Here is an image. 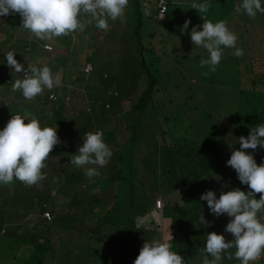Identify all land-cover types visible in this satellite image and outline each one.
<instances>
[{
  "label": "trees",
  "instance_id": "16d2710c",
  "mask_svg": "<svg viewBox=\"0 0 264 264\" xmlns=\"http://www.w3.org/2000/svg\"><path fill=\"white\" fill-rule=\"evenodd\" d=\"M160 1L158 0L159 4ZM165 1L168 7L167 13H169L172 2ZM239 2L240 0H236V2L227 0L224 4L216 2L213 4L215 14L212 15L213 11L209 12V16L215 17L217 22L226 21L229 29L236 33L238 40L235 48L224 49L226 51L223 52L222 60L216 69L218 77H215L213 72L207 76L203 75L206 77L204 81L208 82L205 85L203 84L204 92L214 100L222 101L225 99L228 109L233 110L235 117L233 116L229 121L225 120L223 126L225 125L226 128L221 126L225 131L222 128L221 132L213 130L204 135L193 133L192 124L190 125L191 129L185 127L184 123L180 124L178 131V128L173 124L177 118L174 115L173 118L165 116L164 122L169 130L167 133L173 138L174 145H165L162 146V149L157 145L152 152L153 164H158V169L162 171L159 176L157 175L158 172L154 173L159 178L158 180L155 179V190H161L167 196L180 191L181 198L188 202L187 209L180 210L179 217H174L176 219L173 218L171 202L166 205L165 211L167 213L166 219L171 224L175 234L173 251L178 252L188 262L187 264H197V262H194L197 255L199 257L198 263H204L200 254H206L204 246L209 233L223 234L226 241L234 239L231 233L225 232V227L231 218L227 214L219 217L215 216L210 212L206 201L204 205L202 204L203 201L200 197L208 190L215 191L217 197L221 192H225L223 189L228 183H231L230 179L233 175L234 177L237 176V173L226 165L225 157L227 155L231 157L232 153L224 154L235 150L234 147L240 146L238 143L239 137H247L252 128L264 124V14H258L255 19H250L244 13L236 12L235 9ZM141 7V0H129L125 14L122 17L115 21L109 19L108 23L110 24L111 21L113 28L107 31L97 29L95 21L92 20L90 15L85 14V17H81V20L86 23L83 32L75 31L66 36L55 37L53 38L57 40L55 43L51 40L46 41L45 39L35 38L29 30L22 27V19L18 13L0 17V28L3 29L0 30L2 34L0 42L3 43L4 39L8 41L6 33L8 30H13L15 32L13 44H16L11 48H17V45H21L25 57L28 58L30 55L33 60L37 57L36 62H40L47 55L53 61L57 59L62 66L72 65L74 68L78 65L75 68L79 71L78 77L72 83L75 88L69 94L71 100L68 102L66 98L63 104L51 105L54 108H59L58 124H56L59 127V135L60 133L63 134L65 141L73 140L71 131L75 130L78 134V145L81 146L83 136L86 133L101 130L104 132L105 142L113 152L110 162L99 168L100 175L91 179L85 175V169L71 165L70 162L66 163L65 167H60V171L58 170L55 176L58 175L63 179L62 182L59 180L56 183L58 185L65 184L63 187L64 193H61V195L64 194V197H57V189L54 186L55 192H53L52 196L54 198L52 201L65 200L64 203H66L68 199V207L63 210L60 209L61 211L55 210L58 205H52L53 208L51 209V201L40 205V201H38L40 200V194H38L40 190H36L34 185L31 192L18 191L13 198L10 192L15 187L10 191L7 187L4 189L0 185V210L2 209V212H0V232L6 225L9 229L10 224H14L15 219L25 221L26 215L34 214L38 216L40 214L43 216V214L45 215L48 211H51L53 215L51 220L44 218V216L43 218L39 217L41 221L48 225V240L52 235L51 229L53 228L59 226L63 228L73 226L75 228L74 225L84 223V229L79 225L77 227V229H81L80 234L96 237L99 244L104 249L108 248L109 252L112 253L110 257H122L123 264H134L143 244L146 241L151 242L149 239L160 233L158 230H160L161 225L155 222V216H153L156 211L148 208L153 205L152 203H144L146 205L141 210L143 216L137 218L136 150L134 144L139 138L136 135L135 122L138 123L140 117L132 113H146L148 109H153V107L156 109L158 107V104H155L157 98L160 102L159 105L161 104V108H163V98L170 88L171 90L175 89L176 96L171 99H175L176 102H182V100H179L183 99V95L177 93L182 84L179 80L176 83L172 81L174 78L173 73L162 80V62L156 61L157 58L154 57L156 51L151 48L152 39L155 36H151L152 38H149L150 40L147 43L148 36L142 32L145 16ZM260 19L262 22L258 25ZM104 33H106V36L103 41L102 34ZM248 37L251 40L249 48L246 46ZM87 40H92L95 43L98 47L96 52L99 51V46L101 47L100 52L97 53L98 62L94 56L88 59V62L94 65V71L88 75L83 72L82 55L76 51V45ZM130 40L138 42L140 56L135 55L128 44L126 45ZM47 43L51 45H47ZM9 44L10 42H7V45ZM254 44L257 47L253 49ZM47 47L52 49H47ZM193 47H195L194 44ZM236 49H243L244 54L237 56L235 54ZM4 55V51H2L0 59H4ZM197 56L206 58L208 55H206L205 50H202V52H197ZM15 58L18 62L23 63L19 57ZM78 61H80L79 64ZM2 65H0V78ZM61 65L60 67H62ZM24 66L27 68V64ZM200 70L198 69L197 72L201 73ZM244 72L247 77L244 76L239 83V80H237L238 75H243ZM176 77H179V75H176ZM247 80L248 82L250 80V82L247 83ZM63 87L65 92L67 88L65 85ZM194 88L192 83L188 84L186 95H190ZM160 93H163L162 97L160 96L162 99L158 97ZM221 97V100L218 99ZM48 101V98H43L44 103H48ZM127 102L134 104L130 110L122 105V103ZM180 105L178 104L177 107H180ZM125 111L127 113L123 114ZM67 113H72V116H74L69 118ZM63 114H66V116H62ZM183 119L186 120L185 117ZM113 124L115 125L113 126ZM156 124L160 126L161 123L157 121ZM127 131H129V134ZM227 131L229 135L225 134L223 136ZM162 134H165L164 130ZM60 138L62 137L60 136ZM61 141L63 142L60 139ZM60 146L56 145L54 147L48 157L50 161L57 159L62 154L61 152L64 150L58 149ZM75 150L78 152L77 146ZM67 151H70V149ZM50 166L56 169V163L48 164V167ZM52 170L48 171L46 169L44 173L55 177V172ZM64 172L65 174H62ZM63 176L67 182L64 181ZM160 181L162 183L159 185ZM96 182H98V185L101 182L104 190L98 189ZM71 183L76 185V192L71 188ZM235 183L237 188L249 191L248 186L241 184L238 177H235ZM78 185H80L81 191L77 190ZM39 186L37 187L40 189ZM5 192L8 194L2 196L1 194ZM23 194L32 198L31 205L28 200H20L19 197ZM107 195L109 197L105 198ZM260 195L256 194V198L259 199ZM111 201L110 209L106 210L108 202L111 203ZM12 209L15 212L17 210V212H12ZM19 213L24 214V217ZM200 215L208 222L207 226L200 222ZM88 218L92 220V223ZM95 219L98 220L97 225H94ZM151 225H154L155 229L151 230L149 227ZM37 227H40L37 230H44L45 226L39 224ZM39 235L37 233L34 238L39 240ZM39 244L43 245L39 250L43 253V261H45L48 244H46L45 238H41ZM235 250V248H232L222 254V264L226 262L240 264V261L233 260L232 255ZM93 251L96 250L93 249ZM97 251V253H100L99 250ZM206 255L210 258L208 254ZM53 259L54 261L58 260L56 257H53ZM263 259L264 253L258 261H251L250 264L260 263ZM104 262L107 264V261ZM39 264L43 263L40 262ZM65 264L69 263L66 262Z\"/></svg>",
  "mask_w": 264,
  "mask_h": 264
},
{
  "label": "clouds",
  "instance_id": "9594fccd",
  "mask_svg": "<svg viewBox=\"0 0 264 264\" xmlns=\"http://www.w3.org/2000/svg\"><path fill=\"white\" fill-rule=\"evenodd\" d=\"M128 4L129 0H0V17L18 13L24 29L37 39L50 40L75 31L83 32L86 23L81 17L84 14L91 16L97 29L107 31L109 19L115 21L122 17ZM209 8L210 0H193L191 4V9H196L199 15L207 14ZM235 10L254 19L258 13L264 14V0H240ZM203 21L202 25L193 26L189 35L195 47H202L208 53L200 61V67L207 68L202 74L207 76L216 71L224 49L236 47L238 37L226 21ZM190 24L191 20H186L181 31L187 33ZM4 54L6 65L13 73H24L23 78L15 80L12 91L21 92L25 99L32 100L45 89L50 91L60 86L61 81L49 66L28 63L25 68L15 58L17 52L10 50ZM235 54L242 56L243 49H236ZM4 63L5 60L0 59V65ZM59 143L58 126L44 127L35 117L12 115L6 126L0 129V185L19 180L32 186L46 179L42 169L47 167L46 160ZM238 143L240 149L232 151L226 165L235 170L239 181L247 185L249 191L236 188L221 192L217 197L215 191L208 190L201 195L200 199L207 202L211 213L217 217L227 214L231 218L225 232L234 237L226 241L223 234L209 233L204 251L212 259H206L204 264H220L222 254L232 248L236 249L234 256L240 264H250L264 253V163L258 165L253 153L248 151L264 149V124L252 128L247 137H239ZM112 156L104 132L97 130L83 136V144L77 154L72 155L70 164L85 169V175L91 179L100 175L99 168L106 166ZM256 194H261L259 199ZM199 220L208 225L202 215ZM172 239L171 235L166 241H146L134 264H187L178 252L172 250Z\"/></svg>",
  "mask_w": 264,
  "mask_h": 264
},
{
  "label": "rangeland",
  "instance_id": "374dc122",
  "mask_svg": "<svg viewBox=\"0 0 264 264\" xmlns=\"http://www.w3.org/2000/svg\"><path fill=\"white\" fill-rule=\"evenodd\" d=\"M168 1L172 2L169 13H167L164 17H161L160 12H159L160 4L158 3V0H141V3H142L141 9L145 16V20H144L145 23H144V26L142 27V32L146 36H148L147 43L150 40L149 38H152L151 36L153 35L155 36V38L153 37L154 39H152L151 48H153L156 51V54H154V57L157 58L156 61L162 62L161 64V74H163L162 80H164L167 77V75H171L173 73L174 78L172 81L176 83V81L179 80L180 83L182 84L181 89H179L177 93L182 94L183 99L179 100V101L182 100V102H176L175 99H171V98H175L176 93L174 91L175 89L171 90L170 88L168 92L166 93L167 95L164 96L163 98L164 105L162 107L164 109L161 108V104L159 105L160 102H159V99L157 98L155 104H158L157 105L158 107H156V109L153 107V109L152 108L148 109L146 113H142V112L134 113L133 112L132 114L135 116L139 115L140 117V121L138 123L135 122L136 127H137L136 135H137V138L138 137L139 138L137 139V142L134 144L135 150H136L135 152L136 178L135 179H136V185H137V193H136L137 195V199H136L137 218H140L141 216H143V213L141 212V210L143 206L146 205L144 203L146 202L152 203L153 205H151L148 208L149 210L156 211V214H154L153 216H155V222L161 225V227H160V230H158L160 233H158L157 236H152L149 240L150 241H153V240L166 241L172 235L173 239L170 242L172 243V250H174L173 246H174V241H175V238H174L175 234L173 232L174 230L171 228V224L166 219L167 217V213L165 212L166 205L169 202H171L170 204L173 208L172 209L173 218L174 217L178 218L180 214V210L187 209L186 207L188 206L187 204L188 202H186V200H183L181 198L182 196H181L180 191L178 193H173L172 195L167 196V194L164 195L161 190L157 191V189L155 190L154 188L155 179L156 180L159 179L154 173L158 172L157 175L159 176L162 171L158 169V164L157 165L153 164V161H154L153 154H152L153 149H156L155 146L157 145H159L161 149H162V146H165V145L167 146L174 145V142L172 140L173 138L169 135V133H167V131L169 130H168V126L164 122V117L167 116V117L173 118V115H174V117H176L177 120L176 122L174 121L173 124L178 128V131H179L178 126L180 124L184 123L185 127H188L190 129H191L190 125L192 124L193 133L207 135L213 130H217L218 132H221V129L223 127L226 128L225 125L223 126V123H225V120L229 121L230 118H232L233 116L235 117V114L232 109H228L225 99L222 101L214 100L213 98H211L209 94H206L204 92L203 87L208 82L204 81L206 77L203 76L202 73L205 72L207 68L202 69L200 67V61L204 57L202 56L199 58L197 56V52H202V50H205V49H203L202 47H193V43L189 35L191 32V28L193 26L203 24L204 22L203 19L210 20L213 23L217 22L215 17L209 16L210 14L209 12H212L214 10L213 9L214 3L221 2L224 4L227 2V0H210L209 12L207 14H200L201 16L199 15L196 9H191V4L193 0H168ZM232 1L236 2V0H232ZM214 11L212 15L215 14ZM85 16L86 15L84 14L82 17H85ZM189 19L191 20V24L189 25L187 33H184L181 31V28L184 22ZM250 19H253V18H250ZM259 21L260 22L258 25H260L262 22L261 19ZM111 28H113V24L110 21L108 29L110 30ZM0 30H3V29L0 28ZM6 34L8 36V41H5L4 39L3 43L0 42L1 52L4 51V53H6L12 46H15L16 44V43L13 44L15 32L13 30H8ZM105 36H106V33L102 34L103 41L105 39ZM1 37H2V34L0 31V38ZM45 40L49 41L48 39H45ZM50 40L53 41L54 43L57 41L54 39H50ZM183 41L184 42L186 41L185 45ZM7 42L8 43L10 42L9 44L10 46H7ZM246 42H247V45L246 44L245 45L248 46L249 48L251 44V40L249 37L248 39H246ZM127 44H128V47L134 51L135 55L140 56V46L137 41L133 42L132 40H130L126 43V45ZM17 46H16L17 48H13V49L11 48L10 50H14L15 52H17L16 57L20 55L23 58L22 55H25V52L23 49H21V45L20 46L17 45ZM256 47L257 45L254 44L253 49ZM97 48L98 47H96L95 43H93L92 40H87L85 42H79L78 45H76V51L82 55V61H81L82 65H84L85 62L88 63V59L90 57H93V55L97 59V62L99 61V59L97 58V55H98L97 53L100 52L101 47L99 46V51L96 52ZM225 49L227 50V48ZM205 53L206 55H208L206 50H205ZM199 55H202V54H199ZM1 68H2L1 80L5 81L6 77L11 76L12 71L10 69H7L5 64H3ZM198 69H201L200 70L201 73L197 72ZM64 71L62 70L63 74H64ZM213 73L215 77H218L216 71ZM176 75H179V77H176ZM244 76L247 77L245 72L243 73V75L241 74L240 76L238 75L237 80H239V83L244 78ZM59 80L61 81V77L59 78ZM62 82L63 81H61V83ZM249 82L247 80V83ZM191 83L194 85L195 88H194V91L190 95L187 96L186 91L188 88V84L190 85ZM173 91H174V94L172 93ZM162 95L163 93L162 94L160 93L158 94V97L161 98ZM218 99L221 100L222 97ZM178 104H181L180 107H177ZM122 105L124 108L128 107L130 110L134 104L127 102V103H122ZM23 109L30 110L31 107L26 105L24 106ZM126 113L127 112L125 111L123 114H126ZM67 114L70 117L72 116V113H67ZM183 117H185L186 120H184ZM135 119L137 118L135 117ZM157 121L161 123L160 126L156 124ZM114 125L115 124H113V126ZM163 130L165 131V134H162ZM222 130L225 131L224 128ZM127 132L129 134V131ZM225 134L229 135V132L227 131L226 133L223 134V136H225ZM234 148L235 150H239L240 146L234 147ZM249 152L253 153L254 158L258 165L264 163V149H259L255 151L250 150ZM228 153H232V151L226 152L224 155H227ZM64 155H66V153ZM225 159L227 161L228 159H230V157L227 155ZM53 160L50 162L46 160V164L56 163V169H53L51 166L48 167V164H47V167L42 169V171L45 172L46 169H48V171H51L53 169L52 171L55 172L54 173V176H55L58 170L60 171V168H59L60 164H59V159H55L54 161ZM67 161L68 159L65 158L64 166L62 167H65ZM233 171L235 170L233 169ZM62 174H65V172ZM50 176H51L50 174L46 175V179H44L43 181H40L37 185H34L36 187V190H40L38 192V194H40V200L38 201H40V205H44L47 201H51L52 203L50 204V208L51 209L53 208L52 205H58L55 208V210L61 211L65 209V207H68L67 206L68 199L66 203H64L65 200L63 201L54 200L55 201L54 202L52 201V199L54 198L52 195H53V192H55L54 186H56L57 197H61V198L64 197V194L61 195V193H64L63 187L65 184L61 183L60 185H58L56 183L59 180H61L62 182L63 180L62 177L60 178L58 177V175L55 177H52V176L50 177ZM235 177L237 178V176ZM235 177L233 175L232 178L230 179L231 183L230 184L228 183L229 185L227 184L226 187L223 189L225 190V192L237 188V185L235 183ZM14 181H17V185L12 190V198L13 196L17 195L16 193L18 191L29 193L33 189L32 188L33 185L28 186L21 181H18V180H14ZM64 181H66V179ZM161 183L162 182L160 181L159 185ZM38 185H40L39 186L40 189L37 187ZM96 185H98V182H96ZM70 186L73 189V191L76 192L75 190L76 185L74 183H71ZM79 186L80 185L77 186V190L81 191L82 189ZM98 189L104 190L101 182H99ZM7 194L8 193L5 192V193H2L1 195L6 196ZM107 197L109 196L107 195L105 198ZM19 198L22 201L28 200L30 205L32 204V198H29L25 196L24 194ZM159 201L163 203V207L161 209L158 207ZM204 202L205 201L202 202L203 205H204ZM111 204H112V201L111 203L108 202V206H106L108 208H106V210L110 209ZM168 212L170 213V211ZM20 215L24 217V214H20ZM88 219L90 220V223H92V220L90 218ZM27 223L28 221L24 222L23 226H21L22 233H20L19 235H16V234L14 235L12 228L11 229L9 228L8 229L9 234L6 235L5 233L2 235L4 236L3 238L0 237V264H30V263L39 264L40 262H42L43 264H58V262L59 264H65L66 262L69 264L70 263L71 264H87V263L88 264H105L106 262L104 261H107V264H111V263L112 264H123L122 257L113 256L111 258L110 256L112 253L109 252L108 248L104 249L99 244L96 237L95 238L90 237L85 234H83L82 236L80 234L81 229L80 228L77 229V227L79 225L81 228L84 229L85 228L84 223L82 225L80 224H78L77 226L74 225L75 228H73V226H68V228H63L59 226V227L51 229L52 235L50 236V239H49L50 241L48 240V237H47L48 225L44 221H42V223L40 224V225L44 224L45 226L44 230L43 229L37 230L40 227H37L36 229H34L37 226V222L30 223V224L29 223L27 224ZM97 224H98V220L95 219L94 225H97ZM149 227L151 230L155 229L154 225H151ZM37 233L38 235L40 233L39 240L34 238V236ZM41 238H45V242L46 244H48V249L46 251L47 260L45 261H43V257H44L43 253L39 250L40 248L43 247V245L39 244V241ZM47 242H50V243H47ZM193 247L195 248L196 246H193ZM93 249L96 251H93ZM97 250H99L100 253H97L98 252ZM52 251H55V252H52ZM206 254L205 255L200 254V257L201 258L203 257L204 261L206 259L211 260L212 257L208 258ZM98 256H99V259H98ZM123 256L129 257L128 255H123ZM52 257H56L58 258V260L53 261L51 260ZM232 257L234 258L233 260L239 262V260L235 258L234 254L232 255ZM23 258H26V259H23ZM38 258H42V259H38ZM198 259L199 257L197 255L196 260H194V262H197V264H199ZM85 261H87V263H85ZM220 264H222V260L220 261ZM225 264H229V262H226ZM235 264H238V263L236 262ZM257 264H264V259L261 260L260 263L257 262Z\"/></svg>",
  "mask_w": 264,
  "mask_h": 264
},
{
  "label": "crops",
  "instance_id": "0c3cea01",
  "mask_svg": "<svg viewBox=\"0 0 264 264\" xmlns=\"http://www.w3.org/2000/svg\"><path fill=\"white\" fill-rule=\"evenodd\" d=\"M47 45H51V44L47 43ZM7 46H10V45H7ZM48 51H50V50H48ZM22 56H23V58L21 56H18L20 61L23 62L22 64L28 65V63H31V64H35L38 67L47 65L51 68L54 76H55V74H57L56 77L58 79L61 77V81H63V82L60 84L59 87H54L50 91L45 89V91L41 95L37 96L36 98H34L32 100H27L23 97L21 92H19V91L13 92L12 91L13 84H14L15 80L18 78H23L24 73L21 72V73L15 74V73H13L12 69H10L9 67L6 66L7 69H10L12 71V74L10 77H6L5 81H2L0 78V81H1L0 83H2V84H0L1 85V87H0V129H3L6 126L7 122L11 119L12 115H17V114H20L22 116H26L29 119L35 117L40 121L41 125L44 127H56V124H58L59 108H54L51 105L52 104H63V102L66 101L65 100L66 98L68 99L67 101L71 100V97L69 94H70V91L75 88L72 85V83L75 82L77 77H78L79 71H77L78 69H75L78 65L74 68L72 65H69L68 67L62 66L61 64H59L57 59L53 61V59L47 55H45L44 58L41 57L43 59L40 62H36L37 57L35 58V60H33L30 58V55L28 58L25 57L24 55H22ZM5 58H6V56L4 55V59ZM5 61H6V59H5ZM80 61H78V64L80 63ZM90 64H91L90 62H88V63L85 62L84 66H83V72L87 75L91 74V73H86L87 66ZM60 65L62 67H60ZM62 70L63 71L65 70L66 72L64 71V74H63ZM64 85L67 88V90L65 92L63 91ZM21 96H22V98H21ZM53 96L56 98V100L52 99ZM60 96L63 99H61ZM43 98H45V99L48 98V100H49L48 103H44ZM26 105L30 106L31 109L30 110H27V109L24 110L23 108ZM62 116L65 117L66 114H63ZM67 116L69 118H71L74 115L70 117L67 114ZM25 123H27V121H25ZM48 123H51V124H48ZM71 132L73 134V135H71V138L73 140H68V141L66 140L65 141L63 138V134L60 133V135H59V131H58L59 139L63 140V142L61 141L58 144L59 146H60V144H62L60 147H58V149L64 150L63 152H61L62 154L60 156H58V158H57V159H59L60 167L64 166L65 158L68 159L67 163L70 162L72 155H75L77 153L75 150L76 146H77V150L79 147V145H78V134L75 132V130H72ZM60 136L63 139L60 138ZM69 149H70V151H67ZM65 153H66V155H64ZM47 161L49 162L50 160L47 158ZM47 164H50V163H47ZM16 185H17V181H14L13 183L8 184V185H1V187H3L4 189L7 187L11 191ZM11 194H12V192H10V195ZM13 211L14 210L12 209V212ZM0 212H2V209L0 210ZM16 212H17V210H16ZM48 212L51 213V211H48ZM43 216H44V214H43ZM43 216H41L40 214L38 216H35L34 214L26 215L27 218L25 219V221L15 219L14 223H16V224L11 223L10 228H12L14 235L15 234L19 235L20 233H22L21 226H23L24 222L28 221L29 224L37 222V226H38L39 224L42 223V221L39 219V217L43 218ZM5 233H6V235L9 234L7 225L4 226L2 232H0V237L3 238L2 235ZM49 239H50V237H49ZM23 259H26V258H23ZM46 260H47V256H46ZM51 260L54 261L53 257L51 258ZM87 261H88V259H87ZM87 261H86V263H87Z\"/></svg>",
  "mask_w": 264,
  "mask_h": 264
},
{
  "label": "built area",
  "instance_id": "2783aa9c",
  "mask_svg": "<svg viewBox=\"0 0 264 264\" xmlns=\"http://www.w3.org/2000/svg\"><path fill=\"white\" fill-rule=\"evenodd\" d=\"M159 9H160L159 12H160L161 17H164L167 14V11H168V7H167V4H166V1L165 0H161L160 1ZM47 49H50L51 50L52 48L51 47H47ZM93 70H94L93 66L92 65H88L87 66L86 73H91V72H93ZM52 99L56 100V98L54 96L52 97ZM158 207L160 209L163 207V203L161 201L158 202ZM45 218H47L48 220H51L52 219V214L50 212H47L45 214ZM262 254L255 261H258L262 257Z\"/></svg>",
  "mask_w": 264,
  "mask_h": 264
}]
</instances>
